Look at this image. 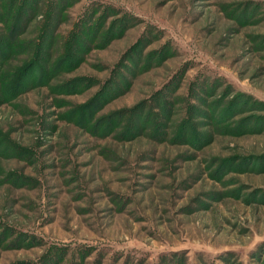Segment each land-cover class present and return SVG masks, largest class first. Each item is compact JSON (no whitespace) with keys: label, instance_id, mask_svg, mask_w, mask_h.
Here are the masks:
<instances>
[{"label":"rangeland","instance_id":"374dc122","mask_svg":"<svg viewBox=\"0 0 264 264\" xmlns=\"http://www.w3.org/2000/svg\"><path fill=\"white\" fill-rule=\"evenodd\" d=\"M0 38V264H264V0H0Z\"/></svg>","mask_w":264,"mask_h":264},{"label":"trees","instance_id":"16d2710c","mask_svg":"<svg viewBox=\"0 0 264 264\" xmlns=\"http://www.w3.org/2000/svg\"><path fill=\"white\" fill-rule=\"evenodd\" d=\"M21 33H23V32H21ZM2 46L3 45L1 43V38H0V47H2ZM3 48H4V46H3ZM68 65H70V64H68ZM29 66H30L29 64L24 63V67H26L25 70L28 69L30 71L31 68H29ZM64 67L65 66H63L62 68H64ZM25 70L22 71V68H20L17 71V73L14 75L13 86L10 88V91H9L10 93H12V91H14V89H16V88H20V90H21L20 94H21L22 92L30 89L31 87L44 86L47 83H49L53 77H56V75L58 74L57 72L53 71L52 68L48 69V70L44 69V70H42L43 75L41 76V78H39V77H35L34 74H30V73L28 76H26ZM23 76H25V79L23 80V82H20L19 78L23 77Z\"/></svg>","mask_w":264,"mask_h":264}]
</instances>
